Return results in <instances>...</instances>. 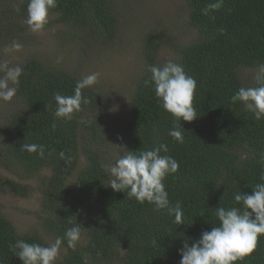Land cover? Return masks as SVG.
Segmentation results:
<instances>
[{"label":"trees","instance_id":"obj_1","mask_svg":"<svg viewBox=\"0 0 264 264\" xmlns=\"http://www.w3.org/2000/svg\"><path fill=\"white\" fill-rule=\"evenodd\" d=\"M184 2L196 38L179 44L163 30L151 29L144 35V70L135 81L124 122L112 129L103 121L102 90L84 88L88 103L81 111L71 120L57 118L54 94L72 95L79 77L34 56L17 65L23 72L15 105L0 126V169L13 178L0 177V193L25 197L33 187L23 180L37 177L41 193L37 215L44 232L56 240L75 223L81 225L76 247L64 239L60 246L64 252L55 264H179L178 250L185 241L191 246L203 231L219 226L216 208L242 211L234 196L251 194L257 183L264 182L260 179L264 119L257 121L241 102L230 99L240 87L257 86L254 76L243 82L239 71L257 70L264 63V0H223L220 9H208L206 15L203 10L217 0ZM28 3L0 0V37L7 38L14 27L21 31L28 26ZM50 14L72 35L75 30L81 33L90 41L88 46L109 43L116 34L112 0H57ZM163 45L175 51V63L197 84L193 99L197 118L180 122L183 143L169 135L176 121L158 101L148 72L150 65H158L156 54ZM111 139L125 154L167 145V153L161 155L173 157L179 169L165 178V189L173 207L181 203L183 224L175 223L166 210L138 203L127 191L111 189L103 156ZM32 143L44 147L43 158L22 150V144ZM17 240L47 246L35 232L18 234L0 211V264H22L9 247ZM234 264H264V235L250 256Z\"/></svg>","mask_w":264,"mask_h":264},{"label":"clouds","instance_id":"obj_2","mask_svg":"<svg viewBox=\"0 0 264 264\" xmlns=\"http://www.w3.org/2000/svg\"><path fill=\"white\" fill-rule=\"evenodd\" d=\"M222 2L223 0H217L210 4L203 10V14L206 15L208 9H220ZM56 6L57 0H29L25 21L29 29L33 32L42 31L49 22V10ZM12 48L19 50L21 45L14 42ZM5 69L3 77H0V100L7 102L16 95L23 69L20 66L7 68L6 65ZM148 72L151 74L150 80L158 101L163 109L175 118L176 123L169 135L177 143H183L180 122H191L197 118L193 106L196 81L186 74L182 65L171 60L162 66L150 65ZM99 75L92 73L78 81L72 95L54 94L55 116L71 120L75 113L81 111V105L88 103V99L82 95V90L96 84ZM254 80L256 87H240L230 99L233 103L241 102L244 109L253 113L254 118L259 121L264 119V63L258 65ZM21 148L42 158L44 156L42 145L22 144ZM167 151L166 144L140 151L139 154H136V151H126V154L104 167L113 177L109 186L114 192L127 191L128 196L134 197L140 204L147 202L154 205L157 211L166 210L174 216V222L180 225L183 224L181 203L177 201L174 207L171 205L164 184L168 175L178 171L179 163L171 156L161 155V152ZM59 155L65 158L64 152ZM261 158L264 159V156ZM260 179L264 181V174ZM234 200L242 203L243 210L236 207L216 208L219 226L203 231L191 246L185 241L178 250L181 256L179 264H234L256 250L259 237L264 235V182L257 183L251 194H236ZM80 238L81 225L75 223L66 230L64 238L57 237L50 246L17 240L9 247L22 264H55L63 240L66 239L68 246L75 248ZM153 243L156 241L153 240Z\"/></svg>","mask_w":264,"mask_h":264},{"label":"rangeland","instance_id":"obj_3","mask_svg":"<svg viewBox=\"0 0 264 264\" xmlns=\"http://www.w3.org/2000/svg\"><path fill=\"white\" fill-rule=\"evenodd\" d=\"M117 12V30L109 43L87 45V40L78 31H72L55 22L54 15L48 16V24L40 32H33L29 26L17 30L13 28L8 37H0V77H3L5 65L16 67L25 58L34 56L47 65L70 70L82 80L84 77L99 73L98 82L91 88L104 93L103 121L110 129L124 122L128 112V100L135 86L137 76L144 70L145 62L141 44L144 35L151 29L163 30L179 44H187L196 38V30L187 22V6L184 0H112ZM21 48L14 50L13 43ZM175 62L177 55L168 46H161L156 54V62L162 66L167 61ZM256 69L243 68L239 71L243 82H248ZM15 98L11 101L0 100V126L4 116L12 110ZM104 148L107 164L124 155V151L115 139ZM108 171V170H107ZM109 180L113 179L110 172ZM43 175H48L46 170ZM13 178L0 169V177ZM38 179V180H37ZM39 178L24 179L33 189L25 197L0 193V211L15 228L18 234L35 232L41 236L47 246L55 242L41 225V193L38 192ZM64 249L60 247L58 261ZM55 261V262H56Z\"/></svg>","mask_w":264,"mask_h":264}]
</instances>
